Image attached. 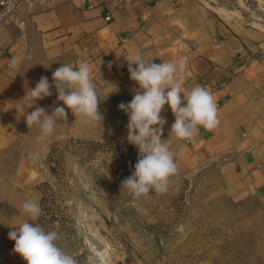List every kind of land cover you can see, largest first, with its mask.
<instances>
[{"label":"rangeland","instance_id":"374dc122","mask_svg":"<svg viewBox=\"0 0 264 264\" xmlns=\"http://www.w3.org/2000/svg\"><path fill=\"white\" fill-rule=\"evenodd\" d=\"M201 1L219 13L240 9L244 21L264 29V0ZM30 53L33 88L42 76L52 84L38 47ZM94 82L101 123L81 125L66 109L67 123L43 136L23 117L19 138L0 150V225L12 231L28 220L21 206L32 199L42 208L35 223L58 231L57 244L77 264H264V189L242 184L221 160L196 168L177 162V185L165 194L121 191L138 149L126 139L128 117L118 105L134 93L108 74ZM51 91L34 109L51 114L62 103ZM170 130L164 126L163 139Z\"/></svg>","mask_w":264,"mask_h":264},{"label":"crops","instance_id":"0c3cea01","mask_svg":"<svg viewBox=\"0 0 264 264\" xmlns=\"http://www.w3.org/2000/svg\"><path fill=\"white\" fill-rule=\"evenodd\" d=\"M224 10L228 15L198 0H43L22 27L0 21V150L21 133L23 113L15 108L33 88L25 71L33 47L52 73L86 61L94 80L108 74L132 93L138 85L127 60L139 52L157 64L183 59L184 87L205 86L217 102L215 129L201 127L190 140L171 141L177 162L196 168L219 159L242 184L264 189V29L244 21L240 9ZM161 115L171 126L168 105ZM9 231L0 225V264H26Z\"/></svg>","mask_w":264,"mask_h":264},{"label":"clouds","instance_id":"9594fccd","mask_svg":"<svg viewBox=\"0 0 264 264\" xmlns=\"http://www.w3.org/2000/svg\"><path fill=\"white\" fill-rule=\"evenodd\" d=\"M21 62L22 58L13 61V67L19 68ZM127 62L130 79L138 88L130 102H122L118 107L128 117L126 139L138 149V159L132 174L122 180L121 191L126 190L135 197L152 192L165 194L178 182V164L171 141L190 140L201 127L209 131L215 129L219 125L217 102L205 86L184 87L187 65L183 59L157 64L138 52ZM53 87L57 100L62 103L51 114L40 106L27 111L37 101L52 96ZM19 101L22 102L17 103V113H23L28 128L37 126L43 136L52 135L60 123H67L66 109L84 126L103 121L92 66L86 61L76 66L61 64L52 73V84L48 77L42 76ZM165 105L174 115L167 139L162 138L167 123L161 115ZM21 207L29 219L9 231L8 238L14 241L13 251L26 264H77L75 258L57 244L58 231H46L35 223L42 214L39 202L28 199Z\"/></svg>","mask_w":264,"mask_h":264},{"label":"built area","instance_id":"2783aa9c","mask_svg":"<svg viewBox=\"0 0 264 264\" xmlns=\"http://www.w3.org/2000/svg\"><path fill=\"white\" fill-rule=\"evenodd\" d=\"M43 0H0V21L6 26L22 27L33 9ZM126 1V0H121ZM161 0H155V3ZM174 4H178L179 0H170ZM201 1V0H198ZM111 18L110 14L106 19Z\"/></svg>","mask_w":264,"mask_h":264},{"label":"bare ground","instance_id":"6f19581e","mask_svg":"<svg viewBox=\"0 0 264 264\" xmlns=\"http://www.w3.org/2000/svg\"><path fill=\"white\" fill-rule=\"evenodd\" d=\"M219 11H220V10H219ZM222 12H223L225 15H228L226 12H224V11H222ZM223 13H222V14H223ZM224 14H223V15H224Z\"/></svg>","mask_w":264,"mask_h":264}]
</instances>
